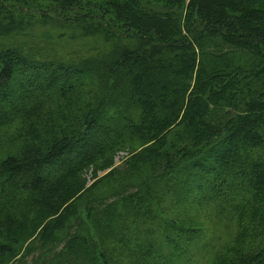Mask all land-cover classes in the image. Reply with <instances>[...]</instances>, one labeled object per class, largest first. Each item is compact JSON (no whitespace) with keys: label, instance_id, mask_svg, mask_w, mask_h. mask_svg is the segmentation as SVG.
Here are the masks:
<instances>
[{"label":"trees","instance_id":"trees-1","mask_svg":"<svg viewBox=\"0 0 264 264\" xmlns=\"http://www.w3.org/2000/svg\"><path fill=\"white\" fill-rule=\"evenodd\" d=\"M53 22L99 48L64 56ZM262 153L264 0H0V264H183L206 214L210 264H264Z\"/></svg>","mask_w":264,"mask_h":264},{"label":"rangeland","instance_id":"rangeland-1","mask_svg":"<svg viewBox=\"0 0 264 264\" xmlns=\"http://www.w3.org/2000/svg\"><path fill=\"white\" fill-rule=\"evenodd\" d=\"M38 33H41L44 36L56 38L60 33H62L64 30L66 31L64 39L62 41H56L54 46L57 49L58 52H61L64 56H69L71 53H86L90 52L89 48H99L100 40L102 39L101 36H97L93 39H87L86 35L80 34L76 32L74 29L70 27H60L57 23H49L45 26H40L37 29ZM69 35H72V37H68ZM95 140L93 143H96ZM130 153L128 151H121L119 152L115 157V164L113 168L107 169L105 171H100L98 174L99 176H103L110 170L120 169L121 174L125 173L127 170H129L131 167L134 168L132 165V162L128 161V158L130 157ZM262 156L264 157V153H262ZM142 167V164H140ZM138 177H144L142 176L139 171H137ZM88 177V185H91L95 179L92 178V175L90 172L87 174ZM138 178H135L134 180L137 181ZM136 188V187H135ZM133 188V189H135ZM107 187H104V190H107ZM126 187L125 193L128 194L130 190ZM119 194V182H115V190L113 193L107 194L104 196V198H116ZM122 204V202H120ZM119 204V205H120ZM163 206H170L171 203L168 199L162 204ZM83 208V207H82ZM207 211H209V208H206ZM128 215H126V214ZM118 214L121 218L123 224L127 228V233H130L133 235L135 240H142L145 241L148 245H152L150 247V250H158V252H165L167 256H170L172 252H176L174 248L171 245L166 246L164 244L165 241V232L160 227V218L158 220H155L148 224V222L143 223V221L139 220L135 223H132L133 217L126 211L124 206L118 207ZM208 214L200 216V219L204 221V229L203 234L204 236L200 241L197 242V244L191 248L189 251L190 254L186 255L182 263H190V264H210L211 259V253L217 248H219L220 243L226 242L229 243V230L231 229L228 227L227 224L221 223L216 217H212L210 219H206ZM162 216V214H161ZM164 223H162L163 225ZM89 226H91L89 224ZM34 229V225L32 223H29L27 225L26 231H30ZM39 229H37L38 231ZM153 232V234H151ZM91 234H94L93 237L98 239L99 234L96 233L93 229L91 230ZM37 236V235H36ZM36 236H34L36 238ZM31 238L28 243H33ZM139 239H137V238ZM155 239L152 243H149L150 240ZM33 245V244H32ZM117 251V250H116ZM25 252V251H23ZM27 252V251H26ZM39 252H35V254H38ZM118 253V251H117ZM20 255V254H19ZM33 255V252L29 254L28 259L30 260ZM15 264V263H13ZM172 264H176V260L173 259Z\"/></svg>","mask_w":264,"mask_h":264}]
</instances>
